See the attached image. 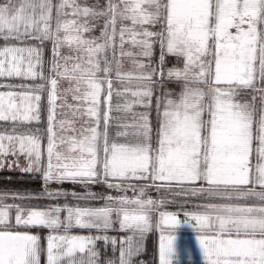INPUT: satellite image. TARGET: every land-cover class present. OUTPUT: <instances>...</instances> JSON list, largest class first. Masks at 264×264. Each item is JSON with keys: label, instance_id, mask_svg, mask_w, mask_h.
I'll return each instance as SVG.
<instances>
[{"label": "snow or ice", "instance_id": "1", "mask_svg": "<svg viewBox=\"0 0 264 264\" xmlns=\"http://www.w3.org/2000/svg\"><path fill=\"white\" fill-rule=\"evenodd\" d=\"M0 79V169L65 197H0V264H134L153 231L181 264L186 225L203 264H264V0H0ZM176 189L209 202L181 219Z\"/></svg>", "mask_w": 264, "mask_h": 264}, {"label": "trees", "instance_id": "2", "mask_svg": "<svg viewBox=\"0 0 264 264\" xmlns=\"http://www.w3.org/2000/svg\"><path fill=\"white\" fill-rule=\"evenodd\" d=\"M159 56V50L157 49L156 58L158 59ZM176 64L174 57H168V67H172ZM2 81V80H0ZM5 81V80H4ZM18 82V81H17ZM168 87L173 89H178V86L175 84L168 85ZM45 112V117L41 119L42 125L44 127L39 126L41 131L46 127V119L47 113ZM6 127L4 122H0V127ZM33 127H36V125H33ZM81 185L79 184H73L71 182H64L63 184H50L48 186L49 190H62L65 192H81ZM45 186L42 181V178L40 174L38 173H26V172H10V171H0V197H5L4 201L9 200L10 204L15 203H31L33 205H41L46 206L49 204H63L65 202V197L61 196L58 199H49L45 195ZM180 190L176 189L175 193H166V196L169 197V199H172L173 196H175V201L173 203H170L167 205L166 210L167 211H181L182 209L188 210L191 206L190 199L191 197L183 196V195H176V193H179ZM154 197H159L160 194L153 191L151 193ZM131 195V194H130ZM165 195V194H164ZM40 197L39 199H23L21 198H27V197ZM13 197H16L15 201L13 200ZM71 203H75V201H71V198H68ZM187 201V203H185ZM96 202H93L92 204L97 206L95 204ZM184 206L183 208L181 206ZM31 231H34L35 233L39 234L42 237V240L44 242L46 241L47 234H49V230L44 229L42 227H35ZM193 231L187 227L183 226L181 227L176 235L179 237V247H181V243L185 240L188 243L186 244V247L183 248V254L182 257H186L188 255L185 254V250H190L191 246H195L197 244L196 240L185 238V235L187 233H192ZM74 234H81V235H88L90 234L87 230H77L73 229ZM92 235H96L97 233L95 230L92 231ZM110 235H116L118 238H121L124 234L118 233V232H109ZM158 237L159 233L156 231H153L152 233L148 234L142 244V252L139 257H134V264H158ZM182 237L183 239H181ZM191 237V236H190ZM183 240V241H182ZM185 246V245H184ZM97 249L100 253V260L102 264H106V259H110L112 256L111 250L107 249L103 241L101 240L99 244L97 243ZM182 253V252H181ZM190 254V253H189ZM42 264H45L43 262ZM181 264H190L188 261L183 260Z\"/></svg>", "mask_w": 264, "mask_h": 264}, {"label": "rangeland", "instance_id": "3", "mask_svg": "<svg viewBox=\"0 0 264 264\" xmlns=\"http://www.w3.org/2000/svg\"><path fill=\"white\" fill-rule=\"evenodd\" d=\"M0 80H2V81H0V85H5V84H7V83H20V81H4L3 79H0ZM29 83H31V82H29ZM0 90H6L5 88H3V87H0ZM43 117H45V112L43 111L42 112V118ZM41 118V119H42ZM46 119V118H45ZM42 123V121L39 123V124H41ZM36 125V124H34V125H36V127H39V126H41V125ZM42 127H44L43 125H42ZM5 129V127H3V126H1L0 127V131H3ZM13 159H15V157H8V159H7V161L5 162L6 163V166L3 168V169H0V171H10V172H13V171H16V172H23V171H21L20 169L21 168H23L24 166H25V164H26V161L24 160V158L23 157H21L20 158V161H19V164H20V167L19 168H17V167H15V166H13L12 168H9V167H7V164L8 163H10ZM91 191H93V192H95V193H97V194H102V193H106V192H109V191H111V190H109V189H107L106 187H104L103 185H92L91 186V189H90ZM81 192H83L84 191V189H83V187H81V190H80ZM131 194V192H129V195ZM5 203H9L10 204V201L9 200H7V201H4ZM93 202H96L95 204L97 205V206H99L100 204H102L103 202L102 201H99V200H97V201H93ZM93 202H91V203H93ZM110 235V234H109ZM110 236H115V237H117L116 235H110ZM124 236V235H123ZM123 236L121 237V238H118L117 237V239H122L123 238ZM99 242L100 241H98L97 243L99 244ZM104 243V242H103ZM106 246V245H105ZM106 248L107 249H110L111 250V254H112V256L110 257V258H112L113 257V252H112V249H111V245H107L106 246ZM98 250V249H97ZM116 255L118 256V253H116ZM107 260L108 259H106V262H107ZM182 260H188V262L190 263V264H201V263H195V262H200V258H197L196 256H194V258H193V260L195 261V262H192V256H191V254L190 255H188V256H186V257H182ZM43 262H45V264H46V257H42V263ZM182 262V261H181Z\"/></svg>", "mask_w": 264, "mask_h": 264}, {"label": "crops", "instance_id": "4", "mask_svg": "<svg viewBox=\"0 0 264 264\" xmlns=\"http://www.w3.org/2000/svg\"><path fill=\"white\" fill-rule=\"evenodd\" d=\"M253 164H255V159H253ZM165 195H166V193H165ZM190 202H191V206H190V208L187 210V211H195V210H197L196 209V205L197 204H203V203H207V202H209V201H206L205 199H203V198H201V197H191V199H190ZM212 202H218V201H212ZM186 209H182L181 211H176V212H178V213H180V218L181 219H183V211H185ZM187 226V225H186ZM187 227H189L193 232L192 233H187V235H185V237H184V239L185 238H190V239H195V236H196V233H195V231L190 227V226H187ZM191 236V237H190ZM181 239H183L182 237H180ZM196 240V239H195ZM183 241V240H182ZM188 242L187 241H183L182 243H181V247H180V250H181V252H182V254L184 253L183 252V248H185L186 247V244H187ZM185 245V246H184ZM188 253H190L191 254V256H192V262H195L194 260H193V258H194V256H196L197 258H200V262H195V263H201V264H203V258H202V254L200 253V251H199V247H198V244H196L195 246H191L190 247V250L188 251ZM183 261V260H182ZM186 261H188V260H186Z\"/></svg>", "mask_w": 264, "mask_h": 264}, {"label": "flooded vegetation", "instance_id": "5", "mask_svg": "<svg viewBox=\"0 0 264 264\" xmlns=\"http://www.w3.org/2000/svg\"><path fill=\"white\" fill-rule=\"evenodd\" d=\"M33 232V234H37V233H35L34 231H32ZM39 235V234H38ZM48 235V234H47ZM44 246L46 247V241H45V243H44ZM43 257V256H42Z\"/></svg>", "mask_w": 264, "mask_h": 264}]
</instances>
